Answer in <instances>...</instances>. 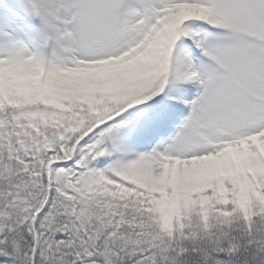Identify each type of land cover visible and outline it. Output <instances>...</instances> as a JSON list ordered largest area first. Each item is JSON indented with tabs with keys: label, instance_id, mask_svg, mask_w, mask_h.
<instances>
[{
	"label": "rangeland",
	"instance_id": "1",
	"mask_svg": "<svg viewBox=\"0 0 264 264\" xmlns=\"http://www.w3.org/2000/svg\"><path fill=\"white\" fill-rule=\"evenodd\" d=\"M263 52L264 0H0V88L47 105L36 121L69 114L86 136L63 159L109 153L99 179L156 218L200 200L204 218L210 194L244 208L248 180L264 188ZM119 118L112 152L85 144Z\"/></svg>",
	"mask_w": 264,
	"mask_h": 264
},
{
	"label": "trees",
	"instance_id": "2",
	"mask_svg": "<svg viewBox=\"0 0 264 264\" xmlns=\"http://www.w3.org/2000/svg\"><path fill=\"white\" fill-rule=\"evenodd\" d=\"M7 98L0 100V264H264V205L254 195L240 209L210 194L201 219L202 200L189 216L166 205L163 218L152 217L100 181L93 165L88 173L63 159L68 141L82 137L69 114L36 121L34 105L40 112L47 105ZM77 119L95 124L86 111Z\"/></svg>",
	"mask_w": 264,
	"mask_h": 264
}]
</instances>
